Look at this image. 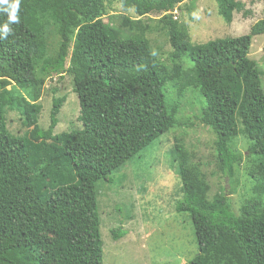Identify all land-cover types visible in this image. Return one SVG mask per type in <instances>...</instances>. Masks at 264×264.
Masks as SVG:
<instances>
[{"label": "trees", "instance_id": "trees-1", "mask_svg": "<svg viewBox=\"0 0 264 264\" xmlns=\"http://www.w3.org/2000/svg\"><path fill=\"white\" fill-rule=\"evenodd\" d=\"M122 1L140 16L163 13L157 28L170 41L171 67L153 50L151 25L125 17L133 30L125 34L105 22L104 0H21L14 34L0 33V264H104L97 183L179 124L188 91L205 99L195 118L215 136L217 169L234 181L243 169L264 193V71L249 57L264 18L246 34L197 43L174 18L186 0ZM216 1L229 20L233 0ZM7 20L0 13V28ZM64 73L82 126L57 133L65 99L54 98L47 128L37 100L46 78ZM9 110L24 135L9 130ZM240 134L246 151L236 146ZM180 140L176 210L192 218L199 251L185 264H264V202L247 198L236 214L227 190L211 199L203 164Z\"/></svg>", "mask_w": 264, "mask_h": 264}, {"label": "rangeland", "instance_id": "rangeland-1", "mask_svg": "<svg viewBox=\"0 0 264 264\" xmlns=\"http://www.w3.org/2000/svg\"><path fill=\"white\" fill-rule=\"evenodd\" d=\"M104 5L105 22L125 34L133 31L124 25L125 17L149 23L152 31L147 37L157 58L167 67L172 66L170 41L157 28L163 13L140 16L134 7L126 8L122 0H104ZM233 5L228 20L219 13L216 0H186L174 11V18L184 24L192 41L197 43L246 34L254 23L264 18V0H233ZM249 57L256 60L264 71V34L253 39ZM170 86L172 83L168 84ZM30 91L26 89L27 93ZM170 93L172 100L178 97L173 86ZM39 96L37 101L43 105L39 120L41 127L50 125V112L57 97L65 101L55 131L61 133L82 126L79 99L69 74L64 73L61 78L59 75L47 77ZM183 98L177 115L178 125L110 173V181L97 183L104 264H185L198 254L192 218L188 213L176 210V203L183 195L175 151L179 139L194 155V162L203 164L211 199L227 190L236 214L241 213L242 203L247 198L256 196L264 202V193L257 195L254 192V181L243 169L238 170L235 181L217 169L215 136L195 118L205 99L193 91L185 92ZM7 121L12 133H26L27 128L18 112L7 111ZM237 140V148L246 151L250 143L242 134ZM121 226L125 235L113 238L112 229Z\"/></svg>", "mask_w": 264, "mask_h": 264}, {"label": "clouds", "instance_id": "clouds-1", "mask_svg": "<svg viewBox=\"0 0 264 264\" xmlns=\"http://www.w3.org/2000/svg\"><path fill=\"white\" fill-rule=\"evenodd\" d=\"M21 0H0V13L7 15L8 20L0 28L3 39H7L9 35H13L12 25L20 24V12Z\"/></svg>", "mask_w": 264, "mask_h": 264}]
</instances>
